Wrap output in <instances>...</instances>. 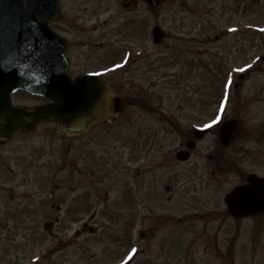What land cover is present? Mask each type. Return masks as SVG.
Masks as SVG:
<instances>
[{"label":"rangeland","instance_id":"374dc122","mask_svg":"<svg viewBox=\"0 0 264 264\" xmlns=\"http://www.w3.org/2000/svg\"><path fill=\"white\" fill-rule=\"evenodd\" d=\"M120 1L110 0V52H95L110 59V69L99 70L110 72L109 84L130 89L135 103L146 102L159 120L130 106L81 137L66 138L44 124L35 133L43 139L5 146L19 208L1 207L0 264H216L194 244L197 234L186 230L203 224L198 209L203 217L221 208L217 203L236 183L232 175L203 170L207 156L240 160L243 171L264 177V0H205L200 9L195 0H163L159 7L141 3L134 13ZM154 25L165 32L158 45L151 41ZM13 99L44 103L24 94ZM224 119L239 121L250 134L224 150L212 131L178 171L160 164V155L178 147L188 131ZM145 164L156 169L144 172ZM32 167L33 182L25 184ZM168 183L172 197L164 191ZM46 221L54 225L50 233L42 230Z\"/></svg>","mask_w":264,"mask_h":264},{"label":"water","instance_id":"95a60500","mask_svg":"<svg viewBox=\"0 0 264 264\" xmlns=\"http://www.w3.org/2000/svg\"><path fill=\"white\" fill-rule=\"evenodd\" d=\"M58 17L59 0H0V122H3L0 141L9 139L18 129L32 130L38 122L52 123L57 133L67 137L79 136L91 126L118 115L125 107L124 100L98 76L70 79L66 43L48 27ZM163 38L161 29L154 27L153 43L158 44ZM16 91L46 98L50 103L14 107L10 95ZM210 130L198 129L194 137L200 139ZM238 132L235 121L222 123L219 130L222 145L228 146ZM193 146L192 142L187 144L188 148ZM248 183L236 187L225 198L233 216L264 210V178L251 175ZM51 227L47 223L44 230Z\"/></svg>","mask_w":264,"mask_h":264},{"label":"flooded vegetation","instance_id":"af4514ba","mask_svg":"<svg viewBox=\"0 0 264 264\" xmlns=\"http://www.w3.org/2000/svg\"><path fill=\"white\" fill-rule=\"evenodd\" d=\"M205 2V0H195L192 1V5L200 9L205 7ZM141 3L146 4V0H121L119 2L120 6L127 13H134ZM59 6L60 17L52 27L67 43L66 57L69 61L68 69H70V76L74 77L88 73L101 74L98 69H110V59L108 61L100 60L95 53L98 51L110 52V22H115L114 17H110V0H60ZM105 16L106 18L101 19ZM71 69L89 70H85L82 73H73ZM102 78L106 81L107 77L102 74ZM111 86L114 91L117 90L116 92L120 94V90H122L121 86H117V84H112ZM17 94L11 97V102L14 105L16 103L13 98ZM124 95L130 97L132 96V91L130 89L129 91L125 90ZM126 101V107L136 104L135 99L132 98L126 99ZM143 105L147 106V103L143 102ZM148 108L150 109L147 117L159 120L158 116L151 111L153 110L152 107L148 106ZM213 131L216 135L218 134L216 129ZM37 132V129L27 132L17 131L8 141L0 143V210L2 206L6 210H12L13 207V209L19 208L18 204H14L17 196L15 193L17 185H14L16 173L8 164L10 159L8 152L2 149L11 143H17L20 147H24L30 142L34 143V138H38V140L39 138L43 139L41 136L35 135ZM239 133L240 136L238 139L250 132L242 129ZM182 138L178 147L167 151V156L160 155V164L167 165V167L171 165L175 172L178 171L179 164L187 163L191 160L195 150V148L188 150L189 158L187 161H179L177 158L178 152L185 151L186 144L193 140V131H188ZM39 146L41 147V152L44 154L45 149L43 148V144ZM240 149L242 150L240 156L248 159L247 156L249 153L244 151L242 147H239ZM212 155L207 156V164L203 167V170L206 172L209 171V175L211 176H220L224 179L228 175H232L236 179L235 185H246L247 177L252 172L242 170L245 163L240 162V160L228 162L226 160H220L218 155ZM250 155H254L253 152H250ZM34 162L31 159L32 165ZM150 167L156 169L155 165L145 164L143 166L144 172ZM34 170V167L28 168L30 173L28 175L29 177L25 178V184L33 182V178L30 179V177L34 176ZM168 177L171 178L170 176ZM38 180L40 181V179ZM161 180L162 178L159 181ZM45 181L46 179L42 180L43 183ZM164 191L172 197L173 187L170 183L164 187ZM171 199L169 198V200ZM208 200L205 199L204 201L207 202ZM217 204L221 208L208 210L204 213L203 217H200L201 209L194 212L197 219L200 220V218H203V224L201 226L186 227V230H191L189 233H194L198 236L197 242L194 244H201L205 257L213 259L216 264H264V257L258 258V254H264V211L247 217L235 218L229 214L224 202L222 205L220 202ZM194 214L189 218L195 219Z\"/></svg>","mask_w":264,"mask_h":264},{"label":"snow or ice","instance_id":"6c2138e0","mask_svg":"<svg viewBox=\"0 0 264 264\" xmlns=\"http://www.w3.org/2000/svg\"><path fill=\"white\" fill-rule=\"evenodd\" d=\"M238 71H244V69H238ZM228 87V85L226 84L225 85V88H227ZM221 109H223V104L221 105ZM218 119V118H217ZM216 121H213V123H215ZM133 251H135V250H133Z\"/></svg>","mask_w":264,"mask_h":264}]
</instances>
